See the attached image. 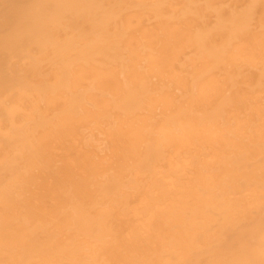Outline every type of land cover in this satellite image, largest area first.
<instances>
[{
    "label": "bare ground",
    "instance_id": "6f19581e",
    "mask_svg": "<svg viewBox=\"0 0 264 264\" xmlns=\"http://www.w3.org/2000/svg\"><path fill=\"white\" fill-rule=\"evenodd\" d=\"M0 24V264H264V0Z\"/></svg>",
    "mask_w": 264,
    "mask_h": 264
},
{
    "label": "rangeland",
    "instance_id": "374dc122",
    "mask_svg": "<svg viewBox=\"0 0 264 264\" xmlns=\"http://www.w3.org/2000/svg\"><path fill=\"white\" fill-rule=\"evenodd\" d=\"M214 18V19H213ZM215 20V17H211L210 18V21L211 22H213ZM214 24V23H213ZM213 24H211V25H213ZM8 26L7 25H2V24H0V30H3V29H5V28H7Z\"/></svg>",
    "mask_w": 264,
    "mask_h": 264
}]
</instances>
